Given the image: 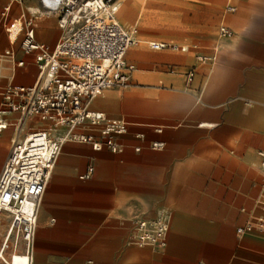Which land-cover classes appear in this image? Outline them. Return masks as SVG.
<instances>
[{"label": "crops", "instance_id": "obj_1", "mask_svg": "<svg viewBox=\"0 0 264 264\" xmlns=\"http://www.w3.org/2000/svg\"><path fill=\"white\" fill-rule=\"evenodd\" d=\"M121 2L116 17L128 29V18V24L119 19ZM155 2L143 12L140 36L186 49H153L148 44L145 49L137 47V39L127 50L137 63L132 75L140 81L124 90H106L90 104L125 120L122 150H96L75 141L63 144L39 204L33 264L264 260V233L255 228L237 233L253 216V200L264 184L258 155L264 150V0ZM6 3L1 19L33 16L37 41L50 46L58 41L61 29L57 25L61 34L52 41V13L43 11L38 0L26 12L18 8L22 1ZM39 18L44 36L37 33ZM221 25L230 30L223 37ZM16 43L20 46V38L13 43L8 39L14 54ZM15 60L24 61L16 66L11 60L13 73L17 68L23 77L32 73V60V84L37 76L32 56L23 53ZM153 141L163 147L152 148ZM8 143L0 134V148ZM89 166L92 172L84 176ZM163 211L171 216L165 245L139 242L137 221ZM256 213L264 217V209ZM9 220L7 213L1 214L0 233L5 228V237ZM21 246L23 253V242Z\"/></svg>", "mask_w": 264, "mask_h": 264}, {"label": "built area", "instance_id": "obj_2", "mask_svg": "<svg viewBox=\"0 0 264 264\" xmlns=\"http://www.w3.org/2000/svg\"><path fill=\"white\" fill-rule=\"evenodd\" d=\"M38 1L43 11L56 15L62 34L50 46L37 41L33 16L21 14L5 21L8 36L14 31L10 43L20 38V48L32 56L37 76L29 85L8 84L1 91L0 100V131L12 126L15 132L0 172V214H10L7 232L14 237L13 248L21 238L28 264H33L31 251L39 204L63 144L75 141L88 143L96 150H122L119 138L126 130L125 120L109 117L90 108V104L106 90L128 86L135 68L126 59L128 47L134 43V31L124 28L116 17L120 0ZM219 31L222 36L230 32L227 26H220ZM148 45L153 49H186L154 40ZM4 54L16 66L24 64L23 60H15L13 48ZM186 74L190 79L193 70ZM151 147L161 149L163 143L153 141ZM258 155L264 172V150H258ZM91 172L89 166L84 176ZM256 203L264 209V184ZM170 217L169 212L163 211L154 218L138 220L139 242L165 245ZM252 219L237 227V233L254 228L255 224L264 231V217L253 215ZM7 246L4 240L0 247L3 262Z\"/></svg>", "mask_w": 264, "mask_h": 264}, {"label": "rangeland", "instance_id": "obj_3", "mask_svg": "<svg viewBox=\"0 0 264 264\" xmlns=\"http://www.w3.org/2000/svg\"><path fill=\"white\" fill-rule=\"evenodd\" d=\"M128 1L130 3H132V10H134V11H132V13L130 15L123 14V13H121V4H120L119 19L123 22L122 19H127L128 18V20L130 21V24H128L129 23L128 20H127L128 23L123 22V24H128V25H125L128 29L130 28V26H133L135 24V28L137 29L136 40L138 39L137 47L142 45L143 48L147 49V44H148L147 37H143V36L141 37L140 34H139V29L142 27L143 20L145 19V15L143 16V12L145 13V12H147V10L151 9L153 2L157 1L154 4V6H156V5H158L157 3H159L161 0H128ZM6 2H7V0H0V92L9 83L15 84V85L22 84V83L23 84L24 83H26V84L31 83L33 81V79H34V75H35V71H36L34 63L32 62V60H29L28 70H30L32 73H30L29 75H26L25 77H23L20 74H18V72H17L18 70L16 68L15 69V74H14L13 73V69H12V61H11L10 58L7 57V55L4 54V50L6 48H9V46H8V38L6 37V34H5L6 31H5V28H4V22L8 18L7 19H1V13L4 12L5 4H6V6H8V4ZM22 3H23L22 7L18 6V8H23L25 12H26V7L27 6H35L36 7V5H37L36 0H24V1L22 0ZM158 9L159 8L157 7L156 10L159 11ZM48 18H52L51 19L52 22H51L50 25H51L53 31H55L54 32L55 34H54V38H51V39H52V41H54L61 33H60V30L58 29L57 24H56V16L52 14ZM48 18H45L44 20H47ZM37 20L39 21L38 22L37 33L40 36L41 35L44 36L45 34H43V31L41 30V23L43 22V19L39 18ZM221 26H224V25H221ZM219 29H220V26L218 27V30ZM15 47H16L15 48V59H21L22 56H23V51L21 50V48H20L18 43H16ZM126 59L128 61L130 60L129 62L132 61V63L134 64V67L137 68V66H136L137 63L135 61H133L129 56H127V54H126ZM144 65H145V63H141V65H140L141 69L147 70V64L145 66ZM134 71H135V68H134L133 72ZM132 78H134V75H132ZM138 81H140V80H135V78L131 79V82H130V84L128 86L117 88V89L118 90L127 89V88H129L132 85L133 82L138 83ZM141 83L143 84L144 82L142 81ZM13 114L17 115V113H13ZM0 134H2L5 138H7V142H9L4 147L2 146L0 148V160H1L0 171H1V168H2V165L4 163V160H5L6 156L8 155V153L10 151L11 139L15 136V134H14L12 126H8V128L3 130V132H0ZM257 199H258V197H255L254 200H253V208L255 210H254V212H251L252 215L257 214L256 212L261 210L259 205H258V203H255ZM250 219L253 220L252 217ZM253 225H254V223H253ZM254 226H255L254 227L255 229L261 231L260 229H258L259 227L256 226V224ZM4 231H5V228L0 233V247H1V244L4 242V239H5L4 238L5 236L3 235ZM262 232L264 233V231H262ZM13 241H14V237L11 234L10 237L8 238V240H7V245L8 246L5 247L4 251H3V257H4V259H5V261L7 263L10 260V255L12 253H14V252L22 253V251H21L22 250V248H21L22 247L21 246V242H22L21 238H18V244L14 248H13ZM0 264H6V263L0 260Z\"/></svg>", "mask_w": 264, "mask_h": 264}, {"label": "bare ground", "instance_id": "obj_4", "mask_svg": "<svg viewBox=\"0 0 264 264\" xmlns=\"http://www.w3.org/2000/svg\"><path fill=\"white\" fill-rule=\"evenodd\" d=\"M14 1H17V0H14ZM132 3H130L128 0H122L121 2V13L123 14H126V15H130L132 13ZM123 22H126L128 23L127 19H122ZM130 30L134 31L133 32V41L134 43L132 45H134L136 43V38H135V35L137 33V29L136 28H129ZM13 34H14V31L10 34V36H8V39H9V43H10V40L11 38H13ZM223 37V36H222ZM131 45V46H132ZM130 47V46H129ZM128 47V48H129ZM131 48V47H130ZM128 49V52H130L131 49ZM133 50V49H132ZM127 52V53H128ZM131 64H133L132 62H130ZM134 65V64H133ZM8 127V126H7ZM2 213H7L8 214V218L10 216V214L8 212H2ZM1 213V214H2ZM0 214V216H1ZM9 224H10V220H9ZM9 228V226H8ZM7 228V230H8ZM250 230H254V228H251L249 229ZM10 237V234H8V232H6V237H5V243H7V240L8 238ZM25 254V253H23ZM3 256V255H2ZM10 264H28V259H27V256L26 255H20L18 254L17 252L13 253L11 256H10V260L8 261ZM6 264H9L7 262H5Z\"/></svg>", "mask_w": 264, "mask_h": 264}]
</instances>
